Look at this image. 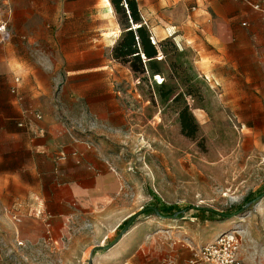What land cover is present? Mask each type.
<instances>
[{
	"label": "rangeland",
	"instance_id": "obj_1",
	"mask_svg": "<svg viewBox=\"0 0 264 264\" xmlns=\"http://www.w3.org/2000/svg\"><path fill=\"white\" fill-rule=\"evenodd\" d=\"M36 1L0 0V42L44 31L35 21L54 25L38 45L53 74L51 116L71 134L92 136L116 178L89 208L73 205L67 227L48 232L40 210L19 213L9 178L0 263L190 264L217 235L240 231L237 255L264 264V15L254 9L264 0H236L227 22L209 0H135L155 43L174 44L164 43L155 59L163 76L153 78L113 59L123 30L105 0H45L44 10L30 5ZM19 85L14 78L11 94ZM0 151L8 168L21 157L13 139L0 140ZM149 206L155 211L142 212L115 246L90 256ZM163 206L176 209L175 219L160 216ZM25 219L37 222L31 239L22 234Z\"/></svg>",
	"mask_w": 264,
	"mask_h": 264
},
{
	"label": "crops",
	"instance_id": "obj_2",
	"mask_svg": "<svg viewBox=\"0 0 264 264\" xmlns=\"http://www.w3.org/2000/svg\"><path fill=\"white\" fill-rule=\"evenodd\" d=\"M209 1L206 3L216 11L217 21L226 22L228 11L237 2ZM30 5L44 10L47 2L37 0ZM31 26L44 31L16 33L12 42H0V140H16L21 154L20 159L15 157L14 166L8 168L5 155L0 151V203L6 205L10 199L6 189L12 178V203L19 204L21 215L27 210H40L39 221L48 232L49 228L57 229L59 224L61 229L63 225L67 227L74 220L75 214L70 211L73 205L89 208L95 200L105 196L116 176L104 148L97 146L92 136L71 134L51 116L48 102L53 90V74L47 53L38 50V45L45 43L44 39L48 41L49 28L54 25L35 21ZM160 34L162 39L167 37L165 33ZM168 36L176 39L175 35ZM152 40L156 41L155 35ZM14 78L20 79L16 95L10 92ZM35 113H40L42 118L35 119ZM19 123L23 126L19 127ZM73 151L77 152L78 158L70 155ZM60 153L67 154V158L59 159ZM65 194L69 200L65 199ZM20 217L23 222L24 216ZM36 223L33 219L24 220L28 229L22 234L28 239L35 234L33 224ZM238 258L248 264L242 260L239 250Z\"/></svg>",
	"mask_w": 264,
	"mask_h": 264
},
{
	"label": "trees",
	"instance_id": "obj_3",
	"mask_svg": "<svg viewBox=\"0 0 264 264\" xmlns=\"http://www.w3.org/2000/svg\"><path fill=\"white\" fill-rule=\"evenodd\" d=\"M109 3L119 15L118 24L120 29L123 30L120 40L113 47V59L121 64L129 65L131 71L135 74H144L147 71L151 78L154 76H163V73L158 68V62L155 59L158 58L157 55L159 53H165L164 43L170 44L172 47H174V44L168 40L161 41L158 44L152 43L151 34L142 23L135 0H109ZM134 25L138 27L133 28ZM163 83L164 80L157 88L159 91L165 87ZM254 200L247 201L246 204ZM196 210L204 214H215L223 219L229 216L209 209ZM170 213L172 215H169ZM176 213L174 207L163 206L160 216L165 218L176 215ZM126 223L127 220L121 226H125Z\"/></svg>",
	"mask_w": 264,
	"mask_h": 264
},
{
	"label": "built area",
	"instance_id": "obj_4",
	"mask_svg": "<svg viewBox=\"0 0 264 264\" xmlns=\"http://www.w3.org/2000/svg\"><path fill=\"white\" fill-rule=\"evenodd\" d=\"M255 10L262 12L264 15V5H255ZM4 30V26H0V33ZM151 41L155 44L154 40ZM17 81V80H16ZM15 89H12V93ZM39 118V117H38ZM237 234L222 233L217 235L211 242L203 245L198 254L190 261V264H243L237 255V242L235 241Z\"/></svg>",
	"mask_w": 264,
	"mask_h": 264
},
{
	"label": "water",
	"instance_id": "obj_5",
	"mask_svg": "<svg viewBox=\"0 0 264 264\" xmlns=\"http://www.w3.org/2000/svg\"><path fill=\"white\" fill-rule=\"evenodd\" d=\"M197 208V207H196ZM198 209V208H197ZM147 210H151V211H155L154 208H145L143 209L142 211L138 212L137 214L133 215L131 218L128 219L125 227L123 228V230L121 231V233L114 239V241L106 246V247H101V246H98V247H95L91 253H90V256L93 255V252L96 251V250H109L111 249L113 246H115L122 238L123 236L125 235V233L128 231V229L131 227V225L133 224L134 220L144 211H147ZM167 218H170V219H175V215L173 216H170V217H167Z\"/></svg>",
	"mask_w": 264,
	"mask_h": 264
},
{
	"label": "bare ground",
	"instance_id": "obj_6",
	"mask_svg": "<svg viewBox=\"0 0 264 264\" xmlns=\"http://www.w3.org/2000/svg\"><path fill=\"white\" fill-rule=\"evenodd\" d=\"M105 2H106V4L108 5V6H110V3H109V0H105ZM136 27H138L137 25H134L133 26V28H136ZM112 34V33H111ZM107 36V35H106ZM144 58V57H143ZM161 79V78H160ZM232 224H235V222H233V221H231V225ZM233 234H241L242 232H240V231H233L232 232Z\"/></svg>",
	"mask_w": 264,
	"mask_h": 264
},
{
	"label": "flooded vegetation",
	"instance_id": "obj_7",
	"mask_svg": "<svg viewBox=\"0 0 264 264\" xmlns=\"http://www.w3.org/2000/svg\"><path fill=\"white\" fill-rule=\"evenodd\" d=\"M146 208H154L153 206H149V207H146ZM155 209V208H154ZM149 211H151V210H149Z\"/></svg>",
	"mask_w": 264,
	"mask_h": 264
}]
</instances>
